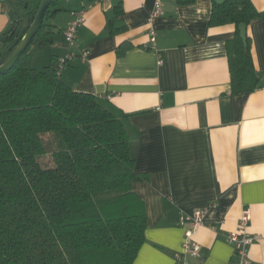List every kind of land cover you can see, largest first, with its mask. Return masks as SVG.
<instances>
[{
    "label": "crops",
    "instance_id": "0c3cea01",
    "mask_svg": "<svg viewBox=\"0 0 264 264\" xmlns=\"http://www.w3.org/2000/svg\"><path fill=\"white\" fill-rule=\"evenodd\" d=\"M9 1L17 0H0V34L15 17ZM62 1L47 23L51 42L32 45L28 65L38 70L71 53L59 80L127 115L134 171L147 177L133 185L147 228L132 264H231L227 237L245 210L247 232L257 237L249 262L264 264V21L246 27L259 87L233 95L226 44L235 27L209 25L212 0H159L163 14L152 22L153 45L149 17L157 0ZM250 1L264 11V0ZM72 13L85 21L68 49L63 31ZM114 18L125 24L122 34L106 31ZM123 44L129 48L118 55ZM196 209L206 210L193 236L199 257L181 254L184 229L178 226L182 213Z\"/></svg>",
    "mask_w": 264,
    "mask_h": 264
},
{
    "label": "trees",
    "instance_id": "16d2710c",
    "mask_svg": "<svg viewBox=\"0 0 264 264\" xmlns=\"http://www.w3.org/2000/svg\"><path fill=\"white\" fill-rule=\"evenodd\" d=\"M58 1H51L44 20L60 11ZM39 2L9 1L15 17L0 34V64ZM257 19L264 21V11L250 0L212 1L209 25L235 27L226 44L230 94L259 87L250 39L246 35L244 46L238 30ZM44 20L14 66L0 75V264H132L147 228L146 208L133 185L147 177L134 171L128 117L105 100L72 91L59 80L56 63L38 70L28 65L30 47L51 42ZM105 29L118 35L126 26L114 18ZM128 48L119 46L118 55ZM47 153L54 167L43 169L38 158Z\"/></svg>",
    "mask_w": 264,
    "mask_h": 264
},
{
    "label": "built area",
    "instance_id": "2783aa9c",
    "mask_svg": "<svg viewBox=\"0 0 264 264\" xmlns=\"http://www.w3.org/2000/svg\"><path fill=\"white\" fill-rule=\"evenodd\" d=\"M163 14L161 10V3L157 0L154 3L153 10L149 17V36L150 42L153 45L155 42L154 31L152 29V22L160 17ZM73 20L70 21L66 28L63 31V40L66 44L67 48H73L76 44V30L78 27L84 24V17L80 13H72ZM86 57V52L83 51L81 53V58L84 59ZM73 55L71 53L66 54L65 56L61 57L57 60L55 67H56V74L59 75L61 69L66 66L70 61H72ZM160 64V61H159ZM205 209H196L192 213H182L178 218V226L183 227V242L181 245V254L182 255H189L193 257H199L200 253V246L194 241L193 236L195 231L199 226L202 225L204 216H205ZM250 221V214L248 210H245L241 213L239 223L237 228L230 232L227 237V241L229 244L233 246L235 260L231 264H250L249 262V247L257 237L251 236L247 232V226Z\"/></svg>",
    "mask_w": 264,
    "mask_h": 264
},
{
    "label": "water",
    "instance_id": "95a60500",
    "mask_svg": "<svg viewBox=\"0 0 264 264\" xmlns=\"http://www.w3.org/2000/svg\"><path fill=\"white\" fill-rule=\"evenodd\" d=\"M52 0H40L38 9L36 11V14L29 25L28 29L22 36L20 42L17 44V46L14 48V50L11 52V54L7 57V59L0 64V75L4 74L5 72L9 71L14 64L17 62V60L20 58V56L25 52L27 47L30 45L32 39L39 31L43 20L45 13L51 4ZM214 3L222 4L228 0H212ZM239 30V37L243 42V45H246V25L245 24H239L238 26Z\"/></svg>",
    "mask_w": 264,
    "mask_h": 264
},
{
    "label": "rangeland",
    "instance_id": "374dc122",
    "mask_svg": "<svg viewBox=\"0 0 264 264\" xmlns=\"http://www.w3.org/2000/svg\"><path fill=\"white\" fill-rule=\"evenodd\" d=\"M62 3H63V1L59 0V4H62ZM50 20H51V18H45L44 23L47 24V23H49ZM31 47H30L29 51H31ZM43 139L45 141H49L50 137H49V135H43ZM38 163L40 164V166L43 169H48V168L54 167L52 156H51V154H48V153L43 155V156H40L38 158Z\"/></svg>",
    "mask_w": 264,
    "mask_h": 264
}]
</instances>
